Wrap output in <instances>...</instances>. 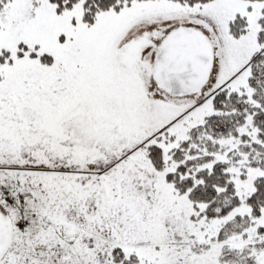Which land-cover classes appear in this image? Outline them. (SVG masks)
<instances>
[{"label": "snow or ice", "instance_id": "1", "mask_svg": "<svg viewBox=\"0 0 264 264\" xmlns=\"http://www.w3.org/2000/svg\"><path fill=\"white\" fill-rule=\"evenodd\" d=\"M0 264H264V0H0Z\"/></svg>", "mask_w": 264, "mask_h": 264}]
</instances>
